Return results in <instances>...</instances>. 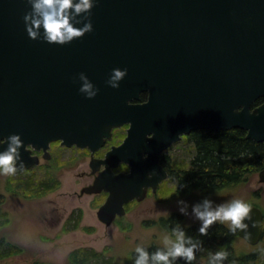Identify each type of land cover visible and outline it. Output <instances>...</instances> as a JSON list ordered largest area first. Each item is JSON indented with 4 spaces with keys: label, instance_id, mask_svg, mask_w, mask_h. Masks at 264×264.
Masks as SVG:
<instances>
[{
    "label": "water",
    "instance_id": "water-1",
    "mask_svg": "<svg viewBox=\"0 0 264 264\" xmlns=\"http://www.w3.org/2000/svg\"><path fill=\"white\" fill-rule=\"evenodd\" d=\"M30 8L0 0V139L23 134L17 173L39 164L33 150L47 152L52 141L88 147L93 172L105 168L82 193L108 192L97 211L106 225L168 178L159 155L184 134L240 127L264 142V103L256 104L264 96V0H98L94 29L63 45L29 37ZM115 67L128 68L119 88L106 83ZM81 71L99 87L95 97L80 91ZM125 124L123 142L96 158ZM120 161L129 172H113ZM253 213L257 225L248 220L238 234L257 245L264 212L253 205Z\"/></svg>",
    "mask_w": 264,
    "mask_h": 264
},
{
    "label": "rangeland",
    "instance_id": "rangeland-1",
    "mask_svg": "<svg viewBox=\"0 0 264 264\" xmlns=\"http://www.w3.org/2000/svg\"><path fill=\"white\" fill-rule=\"evenodd\" d=\"M124 131L126 129L116 130L118 135H115L113 143L122 139ZM166 153L172 159L173 169L179 165L191 167L195 155L193 142L187 138L179 140ZM52 154V158L46 161L41 157V166H33L23 174H0V252L6 245L1 243L2 240L24 247L20 254L5 258L0 256V264H31L36 261L67 264L71 251L81 247L105 251L113 256L115 264H127L136 244L162 247L164 237L172 235L171 230L159 223L161 218L181 214L184 225L200 223L191 214L185 215L179 211L177 201L181 198L188 202L189 213L191 205L205 196L217 203L234 197L242 198L264 210V182L260 181L259 172L247 175V179L239 184L187 193L178 192L177 181L170 177L158 192H150L143 200L131 201L125 215L106 225L97 214L106 194L81 193V189L91 185L94 179L90 149L69 148L56 142ZM26 172L33 173L36 178L51 176L53 183L59 180L60 185L43 196L29 195L17 185ZM78 209H82L79 228L63 231L68 218ZM234 248L238 253L256 252L264 264V236L257 245H251L238 234ZM205 259L195 262L203 264Z\"/></svg>",
    "mask_w": 264,
    "mask_h": 264
},
{
    "label": "clouds",
    "instance_id": "clouds-1",
    "mask_svg": "<svg viewBox=\"0 0 264 264\" xmlns=\"http://www.w3.org/2000/svg\"><path fill=\"white\" fill-rule=\"evenodd\" d=\"M28 3L31 8L23 19L32 39L63 45L94 29L92 9L98 0H28ZM127 73V67H115L106 83L119 88ZM79 81L80 91L89 98L95 97L100 90L86 72L79 73ZM22 137V133L13 132L6 140L0 139V144H7V147L0 150V174L15 175L18 169L25 167L21 152L25 146ZM148 175L151 177L152 172ZM177 203L181 213L191 214L200 221L198 231L204 235L208 234L209 227L215 222L226 224L233 233L248 229V220L252 221V226L257 225V220L253 219V205L242 198L234 197L217 203L205 196L191 205L190 213L187 201L181 198ZM171 233L164 237L162 247L158 246L151 252L142 243L136 244L133 264H176L181 258L185 264H193L197 260V252L206 251L203 241L186 234V229L179 223L172 227ZM228 257L229 252L224 247L207 250V264H225ZM228 264L237 262L231 260Z\"/></svg>",
    "mask_w": 264,
    "mask_h": 264
},
{
    "label": "trees",
    "instance_id": "trees-1",
    "mask_svg": "<svg viewBox=\"0 0 264 264\" xmlns=\"http://www.w3.org/2000/svg\"><path fill=\"white\" fill-rule=\"evenodd\" d=\"M141 97L142 100H145L147 93H142ZM261 103H264V96L256 102L257 105ZM246 134L247 131L240 127L219 130L210 128L192 130L189 139L193 142L195 155L191 160V167L179 165L175 166L174 169L169 168L170 177L177 181V191L187 193L192 190H213L235 183L239 184L247 179V175L250 176L251 173L263 169L264 142L247 138ZM17 185L27 194L39 197L56 189L60 185V181L57 180L56 183H53L51 176L43 175L36 178L33 173L26 172L22 175V179L17 182ZM81 220L82 209L75 210L65 223L63 231L78 229ZM72 221H74L73 225L67 226ZM182 222L181 214H173L167 219L161 218L159 220V223L169 230L179 223L186 229V234L202 240L206 251L197 252V259L206 258L203 264H207V250L214 251L220 247L228 250V261L235 260L237 264H263V261L258 259L256 252L238 253L236 251L234 241L238 235V230L233 233L229 231L226 224L215 222L209 227L208 234L204 235L198 231L200 223L184 225ZM1 243H6L0 252V256L3 258L24 251L23 246L12 241L2 240ZM156 247V245H152L146 248L151 252ZM134 258L135 250L129 255L127 264H133ZM228 261L225 264H228ZM31 264L52 263L36 261ZM67 264H115V261L113 256L107 255L105 251L81 247L71 251ZM176 264H185V262L181 258L176 261ZM193 264L197 263L194 261Z\"/></svg>",
    "mask_w": 264,
    "mask_h": 264
},
{
    "label": "flooded vegetation",
    "instance_id": "flooded-vegetation-1",
    "mask_svg": "<svg viewBox=\"0 0 264 264\" xmlns=\"http://www.w3.org/2000/svg\"><path fill=\"white\" fill-rule=\"evenodd\" d=\"M128 127H129V125H128V124H125V125H123V126L120 127V128H115L114 131H113V138H112V139H108V140H106V142L104 143V145H103L99 150H97V151L95 152V157L98 158V159H103V158H105L107 152L112 148V146H116V145L121 144V143L123 142L124 138L126 137ZM119 129H126V131H124L125 135L122 137V139H121L119 142H115V143H113V140H114V138H115V135H116V134L118 135V133L116 132V130H119ZM115 132H116V133H115ZM189 136H190V133H189V134H184L180 140H182V139H184V138H187L188 140H190V139H189ZM178 141H179V140H178ZM178 141H177V142H178ZM190 141H191V140H190ZM56 142L60 143V145L67 146V145H65V144H62V140H57V141H52V142L50 143V146H49L47 152H46L44 149H41V150H38V151H37V150H33V154H36L37 156H39V160H40L39 164L34 165V166H41V165H42V163H41V157H42L45 161L48 160V159H51V158H52V156H53V154H52V150H53V148H54V144H55ZM174 143H175V142H174ZM174 143H172V144H174ZM172 144H171V145H172ZM171 145H170V146H171ZM170 146H169L168 148H170ZM67 147H69V148H71V147H76L77 149H81V150H89L88 147H86V148H81V147H78V146H76V145H73V146H67ZM106 147H108V148H106ZM168 148L165 149V150H163V151L160 153V155H159V163H160V164L163 166V168L167 171V173H168L169 176H168L167 179H164L162 182L159 183L156 192H158L159 189L161 188V186L164 184V182L170 178V171H169V168H170V167L172 168V166H171V160H172V159H171V157L166 153V150H168ZM104 149H105V151L102 153V151H103ZM101 153H102V154H101ZM90 154H91V150H90ZM96 154H97L98 156H97ZM100 154H101V155H100ZM145 155H147V154H145ZM90 166H91V159H90ZM32 167H33V166H32ZM104 168H105V165L103 164V165H101V167H100V169H99L98 171L93 172V168L91 167V169H92V173H93V175H94V179H93L92 183L94 182V180H95L96 176L98 175L99 171H100V170H103ZM130 169H131V166H130L129 164H127V163L124 162V161H120V163H119V165H118L117 167H113V172H114L115 174H117V173H121V172H126V173H127V172L130 171ZM26 170H27V169H26ZM24 172H25V171H24ZM22 174H23V173H22ZM89 185H90V184H89ZM85 187H86V186H84L83 188H85ZM83 188L81 189V191L83 190ZM150 192H151V193H156V192H153L152 188H149L148 193H147V196L149 195ZM81 193H82V192H81ZM84 193H86V192H84ZM103 193L106 194V197L108 196V192H105V191H102L101 193H97V194L99 195V194H103ZM82 194H83V193H82ZM133 201H135V199H134ZM129 203H130V202H129ZM129 203L126 204V208H127V205H128ZM263 212H264V210H263ZM118 218H119V216L116 218V220H117ZM262 226H263V229H264V218H263Z\"/></svg>",
    "mask_w": 264,
    "mask_h": 264
},
{
    "label": "bare ground",
    "instance_id": "bare-ground-1",
    "mask_svg": "<svg viewBox=\"0 0 264 264\" xmlns=\"http://www.w3.org/2000/svg\"><path fill=\"white\" fill-rule=\"evenodd\" d=\"M175 225V224H174Z\"/></svg>",
    "mask_w": 264,
    "mask_h": 264
}]
</instances>
